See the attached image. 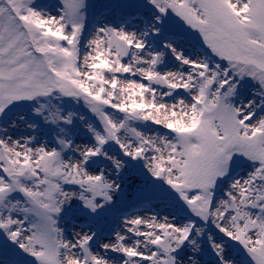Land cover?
Masks as SVG:
<instances>
[{"label":"rangeland","instance_id":"1","mask_svg":"<svg viewBox=\"0 0 264 264\" xmlns=\"http://www.w3.org/2000/svg\"><path fill=\"white\" fill-rule=\"evenodd\" d=\"M179 48L199 63L185 85L167 72ZM145 52L142 88L119 94ZM195 89L192 120L154 113ZM142 212L150 226L124 222ZM70 249L72 264H264V0H0V264Z\"/></svg>","mask_w":264,"mask_h":264},{"label":"bare ground","instance_id":"2","mask_svg":"<svg viewBox=\"0 0 264 264\" xmlns=\"http://www.w3.org/2000/svg\"><path fill=\"white\" fill-rule=\"evenodd\" d=\"M177 54H178L177 56H178V58H180L181 62H179V64H176L174 62H170L169 65L167 66V72L171 77L177 78V80L180 83H183L184 85L186 83L189 84V83L193 82V80H194L192 78V74H193L194 70L196 69V66H199V63L196 62L198 60L197 59L198 57L196 54H189V55H185L184 57H182L181 55H183L184 53H183L181 48H179L177 50ZM149 56H150V54L148 52H145V54L143 56L144 66L140 67L137 70L136 74H134L135 75L134 78H130L129 80L120 79L118 81V83H119V94H123L125 91L128 92L129 90H131V87H141L142 88V84H141L142 77L144 76V71L147 68L146 65H148L145 62H147ZM203 59H204V62L208 61L207 58L205 59V57H203ZM193 91H194V93L190 92V93L186 94L185 98H181V99H178L176 101L178 103L177 108H173V104H167L166 105V103H164L163 100L161 99V101H158L154 105V113H156V115L159 116V118L161 117L165 121L169 120V122H176L178 124L185 123V122H188L189 120H192V118L194 116V106H193L194 104H192L191 99L195 94H198V91L196 89ZM249 101H252V99ZM249 101H247L246 103L248 104ZM244 108H246V107H244ZM244 108H243V110H244ZM251 117L253 118L252 121L254 122V124L257 125V123H259L258 125H261V122L263 120V116L258 114L256 112V110H254L253 112L250 111V113H248L247 116H244L245 120H249V119H251ZM85 147L86 146H85L84 141H78L77 145L74 147L75 151L73 150L75 156H85L86 154H88L89 150L86 149L87 147L86 148ZM94 171H95L94 166L93 167L90 166V168L87 171H85L83 175L89 177L90 174L94 173ZM242 174L241 175L239 174L240 176L238 175L239 177L236 178V179H240V182L245 180V178L248 176V171L246 170ZM216 207H217V202L214 205V209H213V210H215V212H216ZM153 216L154 215H151V213L146 214V212H144V213L142 212V213H138L134 216L126 218L124 220V222L130 223V222H132L133 219L135 221H137V217H138V218L145 219V221H144L145 226L147 224H148L147 226H150L151 223H149V222H151V220H149L147 218L153 217ZM121 227H119L120 228L119 231L122 230ZM212 227L213 226H211V228ZM80 232H82V233L80 234ZM137 234H138V236H143L145 238L147 236V232H145L144 230L139 231ZM79 235L84 236L85 235L84 230L75 232L74 229H72V230H69V233H65V236H68V239L71 241H75ZM117 236H115V237H117ZM120 240H121V242H123L124 248H127V249H129L130 246L136 247L139 245L138 242L129 241V239L126 238L124 235ZM108 244H109L108 239H104V237L99 239V243L95 244V246L93 247V250H95L92 252L93 257H94L93 262H95L94 261L95 257L99 253H102L106 249V247H108ZM183 245H184V243H183ZM187 255H189V254H185V256H187ZM75 258H77L75 251L70 249L66 252V260L65 261L67 264H72L71 262H73L72 260H74ZM184 258L185 257L182 255L181 256V259H182L181 264H186L184 261ZM114 263H115L114 258L110 259L109 264H114ZM227 263L228 264H242V263L236 261L234 258H231V257L227 258Z\"/></svg>","mask_w":264,"mask_h":264}]
</instances>
